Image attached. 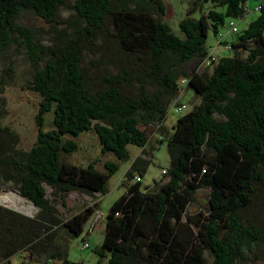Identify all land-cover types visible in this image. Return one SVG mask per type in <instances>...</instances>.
<instances>
[{"label": "trees", "instance_id": "trees-1", "mask_svg": "<svg viewBox=\"0 0 264 264\" xmlns=\"http://www.w3.org/2000/svg\"><path fill=\"white\" fill-rule=\"evenodd\" d=\"M243 1L192 0L176 34L160 18L159 0H0V46L23 49L32 67L27 87L41 97L37 133L27 151L13 149L0 135V177L36 208L31 217L0 208V258L27 250L30 264H66V240L56 242L58 231L79 234L93 206L82 205L62 220L56 205L63 206L71 190L103 193L130 143L142 154L123 174L124 192L107 211L103 240L94 249L99 256L106 252L107 264L264 259V0L242 30L229 28L232 40L218 39L225 17L229 27L232 18L243 16ZM62 8L70 14L63 16ZM25 13L45 23L40 31L46 39L18 23ZM209 30L222 45L210 52L204 45ZM218 48L230 53L217 57ZM193 60L187 73L184 65ZM86 61L100 67L96 86L87 79ZM187 88L196 101L166 132L163 120L174 108L169 103ZM140 125L156 127L169 161L143 189L139 176L129 181L148 162ZM86 131L95 134L100 152L114 156L102 162V170L95 161L81 166L61 159L76 148L64 136ZM199 188L206 189L205 205L189 211Z\"/></svg>", "mask_w": 264, "mask_h": 264}, {"label": "rangeland", "instance_id": "rangeland-1", "mask_svg": "<svg viewBox=\"0 0 264 264\" xmlns=\"http://www.w3.org/2000/svg\"><path fill=\"white\" fill-rule=\"evenodd\" d=\"M159 1L164 9L162 15H159L160 18L169 25L174 33L179 34L178 23L188 14L192 6V0ZM257 2L258 0L243 1V7L245 8L243 16L231 19L235 23L237 31L242 30L250 20L256 17L257 11L255 6ZM158 13V9H156V15H158ZM61 14L67 16L70 14V10L62 8ZM229 20L228 17H225L223 25L218 26V39L225 42H229L235 37V33L229 31ZM17 21L24 26L35 29L36 35L39 38L46 39V35L40 31L41 28H45V23H43V21L37 16L25 13L20 15ZM216 39L217 38H215L214 34L209 30L204 43L209 52L211 51V46H214L215 48H220L222 46L221 44H217ZM219 48L215 49L214 52L217 57L225 56L230 53L229 51L220 50ZM194 64V60L188 61L184 65L185 71L189 73L194 67ZM84 67L86 70V76L88 77L87 79H90L89 81L95 84V86L99 84L101 79V77H99L100 67H93L88 61L85 62ZM204 69L205 68H202L201 66H198L197 68L198 71H206V69ZM31 74V63L23 49L18 48L14 44H9L4 48L0 46V135L4 138H8L10 146H12L13 149L20 151H27L30 148L37 133L35 115L41 97L27 87L29 80L31 79ZM178 84L180 83L178 82ZM175 99L172 100L169 105L173 104L175 106L173 103L175 102ZM192 101H196V98H193V92L190 88L183 90V93L181 92L180 96H177L176 102L184 104L185 107L181 108L178 112L173 109L168 110L162 124L166 132L171 131V126L176 117L182 115L191 108L193 104ZM51 127V113L46 112L44 113L43 128L44 130H48ZM140 128L144 129L148 138L145 146V151L148 153L144 155V158H147L148 162L143 171H134L132 174L134 173L133 175L140 177V188L143 189L144 187L151 185L153 180H158L161 177L160 172L162 169L168 167L169 161L165 149V141L158 142V131L156 127L153 125H140ZM64 138H72L75 140L76 148L70 154H63L61 156L63 161L81 166H84L89 161H95V167L102 170L103 161L114 159L112 153L100 152V145L92 131H86L77 137L64 136ZM127 150V157L117 161V168L107 177L104 185L105 191L103 193H94L92 196H89L82 192L71 190L64 197V205H56L59 217L64 220L80 209L82 205H86L88 202H92L93 199H97V204H94L93 206L95 208L96 205L97 209L95 208V212L100 214V218L95 222L96 228H94L93 232L89 235L85 236L84 228L90 221V223H94V213L84 222L83 228L79 234L68 237L64 230L60 229L58 231L60 238L58 237L56 242L60 243L63 242L64 239L66 240V264H97L98 260V264H107L106 252L102 256H99L94 252V249L100 245L103 240L104 220L107 211L112 203L124 192L125 185L121 178L123 171L129 166L131 160L137 154H142L138 146L135 144H127ZM45 187L48 192L49 187ZM0 197V208L9 209L27 217L33 216L36 212V208L29 201L19 195L15 188V184L3 177H0ZM205 202L206 189L199 188L194 193V201L188 205L187 209L189 211L199 209L205 205ZM83 242L87 243L86 247H82ZM26 253V256L29 257L28 251ZM27 257L24 258L23 252H16L5 259L0 258V264H28L26 262ZM42 262L43 261H39L35 264H43ZM59 264L65 263L60 261ZM247 264H264V259H254Z\"/></svg>", "mask_w": 264, "mask_h": 264}, {"label": "crops", "instance_id": "crops-1", "mask_svg": "<svg viewBox=\"0 0 264 264\" xmlns=\"http://www.w3.org/2000/svg\"><path fill=\"white\" fill-rule=\"evenodd\" d=\"M139 149H140V148H139ZM137 155H138V154H137ZM137 155H136V156H137ZM128 167H129V166H128ZM128 167H126L125 170L123 171V173H122V175H121V176H122V177H121L122 179L124 178V175H123V174L125 173V171L127 170ZM133 174H134V173H133ZM133 174H132L131 178L129 179L130 182L135 181V180H134V177H135L136 175H133ZM127 182H128V181H127ZM90 202H91V201H90ZM90 202H88V204H86V205H92V206H93L94 204H97V203H96V202H97V199H95V200L93 199L92 202H91V203H90ZM95 208H96V205H95ZM95 208H94V206H93V212H92V214L94 213V217H93L94 223H90V222H91V221H90L89 224L84 228L85 236H86V235H89V234H91V233L93 232L94 228H96L95 222H96V220H97L98 218H100V214H98L97 212H95ZM96 209H97V208H96ZM20 252H23V256H24V258L27 257V256H26V255H27V253H26L27 250H25V251L20 250ZM28 254H29V257H27V261H26V262H27L28 264H30V263H31V259H32V255H31L29 252H28ZM25 256H26V257H25ZM28 259H29L30 262L28 261ZM52 260H53V259H52ZM59 262H60V261L53 260V263H54V264H59Z\"/></svg>", "mask_w": 264, "mask_h": 264}, {"label": "built area", "instance_id": "built-area-1", "mask_svg": "<svg viewBox=\"0 0 264 264\" xmlns=\"http://www.w3.org/2000/svg\"><path fill=\"white\" fill-rule=\"evenodd\" d=\"M229 28H230L231 31H235L236 30L235 24L232 23V22H230ZM211 57H212V55H211ZM183 107H184L183 105H178L177 104V105L174 106L173 109H174V111H179ZM163 172H164V170L162 169L160 173H163ZM134 180L136 181V180H138V178L137 177H134ZM86 246H87V243L86 242H83L82 243V247H86ZM0 263H1V261H0ZM44 264H54V263H53V260L52 259H48V260H46V263H44Z\"/></svg>", "mask_w": 264, "mask_h": 264}, {"label": "bare ground", "instance_id": "bare-ground-1", "mask_svg": "<svg viewBox=\"0 0 264 264\" xmlns=\"http://www.w3.org/2000/svg\"><path fill=\"white\" fill-rule=\"evenodd\" d=\"M22 199V198H21ZM22 205V204H21ZM24 205V204H23ZM25 206V205H24ZM30 212V211H29Z\"/></svg>", "mask_w": 264, "mask_h": 264}, {"label": "water", "instance_id": "water-1", "mask_svg": "<svg viewBox=\"0 0 264 264\" xmlns=\"http://www.w3.org/2000/svg\"><path fill=\"white\" fill-rule=\"evenodd\" d=\"M20 195V194H19ZM21 196V195H20ZM14 209V208H13Z\"/></svg>", "mask_w": 264, "mask_h": 264}]
</instances>
